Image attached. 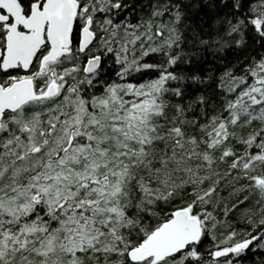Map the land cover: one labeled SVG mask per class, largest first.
<instances>
[{"label": "snow or ice", "instance_id": "6c2138e0", "mask_svg": "<svg viewBox=\"0 0 264 264\" xmlns=\"http://www.w3.org/2000/svg\"><path fill=\"white\" fill-rule=\"evenodd\" d=\"M0 264H264V0H0Z\"/></svg>", "mask_w": 264, "mask_h": 264}]
</instances>
